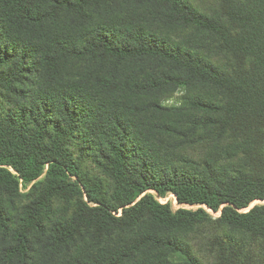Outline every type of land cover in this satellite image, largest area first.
<instances>
[{"label": "trees", "instance_id": "16d2710c", "mask_svg": "<svg viewBox=\"0 0 264 264\" xmlns=\"http://www.w3.org/2000/svg\"><path fill=\"white\" fill-rule=\"evenodd\" d=\"M137 12L209 33L251 65L228 74L140 24H115ZM201 85L225 102L189 98L201 112L192 127L233 137L255 168L176 166L137 120L143 107L111 99ZM1 89L16 103L7 107ZM74 147L105 168L111 192L85 176ZM150 191L198 208L173 212ZM256 201L264 202V0H225L220 17L191 0H0V264H205L191 233L212 221L209 210L264 242ZM59 202L67 211L57 216ZM222 254L221 264H264V247L258 261L243 249Z\"/></svg>", "mask_w": 264, "mask_h": 264}, {"label": "rangeland", "instance_id": "374dc122", "mask_svg": "<svg viewBox=\"0 0 264 264\" xmlns=\"http://www.w3.org/2000/svg\"><path fill=\"white\" fill-rule=\"evenodd\" d=\"M224 2L225 0H191L193 6L200 11L218 17L223 15ZM114 17H117L115 24H140L172 44L205 57L228 74L245 71L251 65L249 60L236 56L227 48H224L220 41L204 31L186 27H171L164 23L154 22L144 12L130 13L126 16L121 14ZM1 93L7 107L11 103L15 104L18 100L14 92L10 93L6 89H1ZM113 95L112 100L125 98V101H131L130 103L143 107L144 110L137 113L136 118L142 120L140 122L143 123V126L146 125L147 136L149 135L150 140L161 151H159L160 155L168 162L176 166L200 167L210 161L214 166L227 168L228 170L256 167L254 160L251 159V153L246 154L242 151H236L242 148L239 146L240 142L233 140V137L219 139L216 134L218 133L217 130L192 127L193 124L190 120L201 112L189 108V98L203 95L215 103L223 104L225 98L217 91L201 85L192 90L179 89L156 98L149 96L130 97L126 93L121 94V91H117ZM151 104L159 105L161 110L151 109ZM131 116L133 117V115ZM157 123L169 125L171 131H156L154 125ZM72 152L74 157L79 159L85 176L88 178L96 177L102 182V186L109 190L111 184L106 170L95 163L92 158L93 154L87 156L88 152L80 151L76 147L72 148ZM27 191V188L21 187L22 194ZM149 193L157 197L156 192L150 191ZM157 199L162 204L168 203L173 212L179 209L196 210L198 208L197 206L178 204L176 197L172 194L165 198L157 197ZM263 203L262 201H256L250 208ZM66 211L67 205L64 202H59L56 215H63ZM209 212L212 221L191 233L193 249L205 264H221L220 257L223 256L222 253L240 249H243L254 261L261 258L264 242L220 224L217 219L221 213H214L211 210Z\"/></svg>", "mask_w": 264, "mask_h": 264}]
</instances>
